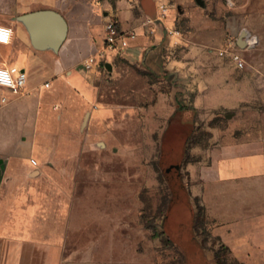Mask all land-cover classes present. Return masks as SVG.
I'll return each mask as SVG.
<instances>
[{"label": "rangeland", "instance_id": "obj_1", "mask_svg": "<svg viewBox=\"0 0 264 264\" xmlns=\"http://www.w3.org/2000/svg\"><path fill=\"white\" fill-rule=\"evenodd\" d=\"M121 1L140 23L164 3L160 41L146 46L143 61L104 57L111 70L101 61L91 113L65 126L39 122L20 146L28 153L43 130L67 131L56 139L73 162L57 178L58 196L68 198L57 203L58 221L67 225L60 264H264L262 228L229 238L251 250L222 245L185 169L195 159L190 149L218 141L219 132L264 136V0ZM146 27L140 31L154 36ZM243 29L255 41L239 46ZM222 48L238 52L243 66L219 55ZM213 102L225 106L205 105ZM210 198L209 213L216 207Z\"/></svg>", "mask_w": 264, "mask_h": 264}, {"label": "crops", "instance_id": "obj_2", "mask_svg": "<svg viewBox=\"0 0 264 264\" xmlns=\"http://www.w3.org/2000/svg\"><path fill=\"white\" fill-rule=\"evenodd\" d=\"M43 8L60 12L67 22L66 36L56 48L33 46L27 26L18 18ZM144 13L149 16L151 11ZM110 18L121 30H136L128 46L105 47L104 24ZM140 18L121 0H0V24L11 28L9 40L0 42V65L26 73L25 85L17 93L0 86V264H60L67 225L58 221L57 203L65 204L68 198L58 196L57 178L58 171L72 170L73 162L71 151L58 148L56 139L64 138L67 131L57 135L43 130V141L35 147L30 143L28 153L20 146L39 122L42 129L50 120L65 126L82 113H91V101L99 99L104 57H122L131 63L146 59V46L161 39L162 22H156L155 35L149 36L140 31L144 29ZM89 56L93 61L86 67ZM170 72L183 78L175 69ZM77 96L76 107L71 106ZM213 103L205 105L225 106ZM218 134V141L206 146L197 143L190 149L195 159L185 169L193 193L200 196L214 222L213 231L230 249L251 250H242V244H233L229 238L252 227L264 231V136L246 138L231 129ZM208 192L216 206L210 213ZM69 210L60 208L64 215Z\"/></svg>", "mask_w": 264, "mask_h": 264}, {"label": "built area", "instance_id": "obj_3", "mask_svg": "<svg viewBox=\"0 0 264 264\" xmlns=\"http://www.w3.org/2000/svg\"><path fill=\"white\" fill-rule=\"evenodd\" d=\"M166 16V6L163 2H158L157 4V12L154 17H147L144 20V25H146V31L150 33L154 32L156 22L163 21ZM105 47L108 50H113L117 47L124 48L128 46L130 39L134 38L137 34L135 29L130 30H121L118 28L116 21L112 18L108 19L105 24ZM173 32V30H170ZM11 34V28L8 26H4L0 24V42H7L9 40ZM219 55H228V57L232 60V62L236 66H243V58L236 51H228L225 48L218 49ZM93 61V56H89L85 66L89 67L91 62ZM26 81V73L24 70L19 69L15 70L12 67H8L5 65H0V86L9 88L12 92H19ZM45 85H48L46 82ZM30 161L33 164H36L35 158H30Z\"/></svg>", "mask_w": 264, "mask_h": 264}, {"label": "water", "instance_id": "obj_4", "mask_svg": "<svg viewBox=\"0 0 264 264\" xmlns=\"http://www.w3.org/2000/svg\"><path fill=\"white\" fill-rule=\"evenodd\" d=\"M197 3L202 4V0H195ZM27 26L31 42L36 48L58 47L64 40L67 31V22L64 16L50 8H43L25 12L18 15ZM247 31L243 29L238 38L237 44L243 46L246 44L245 36ZM105 68L111 70V64L106 61ZM201 264H208L205 260Z\"/></svg>", "mask_w": 264, "mask_h": 264}, {"label": "bare ground", "instance_id": "obj_5", "mask_svg": "<svg viewBox=\"0 0 264 264\" xmlns=\"http://www.w3.org/2000/svg\"><path fill=\"white\" fill-rule=\"evenodd\" d=\"M252 37H253V36H252ZM252 37H247V36H246V37H245V41H246V42H249L250 44L253 43V42L255 41V39H254V37H253V38H252Z\"/></svg>", "mask_w": 264, "mask_h": 264}, {"label": "trees", "instance_id": "obj_6", "mask_svg": "<svg viewBox=\"0 0 264 264\" xmlns=\"http://www.w3.org/2000/svg\"><path fill=\"white\" fill-rule=\"evenodd\" d=\"M145 61H146V60H145ZM179 108H180V109H181V108H184V106L180 103ZM186 150L188 151L187 148H186ZM222 245H224L225 247H227L226 244H223V243H222ZM227 248H228V247H227Z\"/></svg>", "mask_w": 264, "mask_h": 264}]
</instances>
